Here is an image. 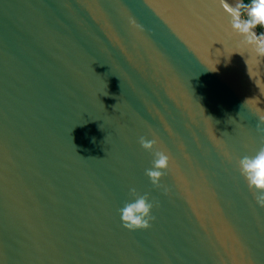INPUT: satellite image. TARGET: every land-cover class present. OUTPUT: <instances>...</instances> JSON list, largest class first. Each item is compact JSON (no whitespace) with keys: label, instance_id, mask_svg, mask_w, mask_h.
I'll return each mask as SVG.
<instances>
[{"label":"water","instance_id":"1","mask_svg":"<svg viewBox=\"0 0 264 264\" xmlns=\"http://www.w3.org/2000/svg\"><path fill=\"white\" fill-rule=\"evenodd\" d=\"M230 19L221 0H0V264H264L238 170L264 142V56ZM133 188L148 228L122 225Z\"/></svg>","mask_w":264,"mask_h":264},{"label":"clouds","instance_id":"2","mask_svg":"<svg viewBox=\"0 0 264 264\" xmlns=\"http://www.w3.org/2000/svg\"><path fill=\"white\" fill-rule=\"evenodd\" d=\"M221 3L231 18L230 23L233 30L240 33L248 44L254 46L258 55L264 56V33L257 35L254 31L257 25L264 26V0H252V5L247 13L248 18L243 20L240 16V5L230 6L226 0H221ZM259 130L264 132V128ZM261 139L264 141V136ZM139 143L144 149L151 150L157 140H149L141 136ZM169 161L170 156L166 151L154 152L152 167L145 170V174L153 185L160 186V179L164 174L162 170L168 168ZM238 170L253 193L256 203L264 207V142L254 155H245L238 160ZM130 192L135 198L125 202L123 207L118 210L123 227L129 230L150 227L149 222L154 217L151 215L153 203L149 201L148 194L137 195L134 188L130 189Z\"/></svg>","mask_w":264,"mask_h":264},{"label":"trees","instance_id":"3","mask_svg":"<svg viewBox=\"0 0 264 264\" xmlns=\"http://www.w3.org/2000/svg\"><path fill=\"white\" fill-rule=\"evenodd\" d=\"M250 4H252V0H241L240 12L242 11V9L245 6L250 5ZM247 18H248V16H247ZM255 29L257 30L258 35H260L262 32H264V26L257 25Z\"/></svg>","mask_w":264,"mask_h":264},{"label":"rangeland","instance_id":"4","mask_svg":"<svg viewBox=\"0 0 264 264\" xmlns=\"http://www.w3.org/2000/svg\"><path fill=\"white\" fill-rule=\"evenodd\" d=\"M252 4L245 6L242 11L240 12L241 19H247L248 9L251 7Z\"/></svg>","mask_w":264,"mask_h":264},{"label":"bare ground","instance_id":"5","mask_svg":"<svg viewBox=\"0 0 264 264\" xmlns=\"http://www.w3.org/2000/svg\"><path fill=\"white\" fill-rule=\"evenodd\" d=\"M236 1V4L238 3V0H235Z\"/></svg>","mask_w":264,"mask_h":264},{"label":"built area","instance_id":"6","mask_svg":"<svg viewBox=\"0 0 264 264\" xmlns=\"http://www.w3.org/2000/svg\"><path fill=\"white\" fill-rule=\"evenodd\" d=\"M262 33H264V32H262Z\"/></svg>","mask_w":264,"mask_h":264}]
</instances>
